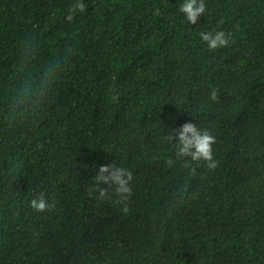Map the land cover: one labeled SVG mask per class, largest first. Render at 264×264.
I'll return each instance as SVG.
<instances>
[{"label": "trees", "instance_id": "16d2710c", "mask_svg": "<svg viewBox=\"0 0 264 264\" xmlns=\"http://www.w3.org/2000/svg\"><path fill=\"white\" fill-rule=\"evenodd\" d=\"M77 2L0 0V264H264V0ZM185 123L216 169L176 157ZM110 164L126 203L89 195Z\"/></svg>", "mask_w": 264, "mask_h": 264}, {"label": "clouds", "instance_id": "9594fccd", "mask_svg": "<svg viewBox=\"0 0 264 264\" xmlns=\"http://www.w3.org/2000/svg\"><path fill=\"white\" fill-rule=\"evenodd\" d=\"M86 5L80 0L73 4L68 12L67 20L71 22L77 11L84 12ZM179 11L184 14L188 23L195 25L198 19L205 13L206 5L204 0H184L180 5ZM202 42L207 44L210 51L227 47L232 42V37L226 35L224 31L201 32ZM71 52V49H69ZM118 96H114L113 100H118ZM210 99H217V92L213 90L210 93ZM169 141H175L174 148L177 158H190L191 161H204L209 170H214L218 166V161L214 159L212 146L216 143L215 136L207 129L201 130L196 123H185L179 129H172L166 136ZM187 166V165H186ZM133 180V174L123 167H116L114 164L101 166L94 176L95 189L89 190L91 196L92 191H98V199H109L110 190L116 196L117 203H126L132 195L130 182ZM105 185L106 187H100ZM30 207L35 212L51 211L55 207V203H49L43 192L39 193L30 201ZM122 211L125 213L128 208L125 206Z\"/></svg>", "mask_w": 264, "mask_h": 264}]
</instances>
